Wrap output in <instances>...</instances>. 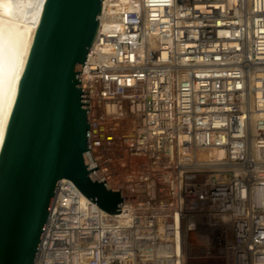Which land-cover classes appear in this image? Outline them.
<instances>
[{
    "label": "built area",
    "instance_id": "built-area-1",
    "mask_svg": "<svg viewBox=\"0 0 264 264\" xmlns=\"http://www.w3.org/2000/svg\"><path fill=\"white\" fill-rule=\"evenodd\" d=\"M98 21L81 91L121 212L68 211L40 248L60 180L34 264H264V0H103Z\"/></svg>",
    "mask_w": 264,
    "mask_h": 264
},
{
    "label": "water",
    "instance_id": "water-1",
    "mask_svg": "<svg viewBox=\"0 0 264 264\" xmlns=\"http://www.w3.org/2000/svg\"><path fill=\"white\" fill-rule=\"evenodd\" d=\"M103 0H0V17L36 30L0 148V264H34L58 183L121 212L90 154L81 71Z\"/></svg>",
    "mask_w": 264,
    "mask_h": 264
},
{
    "label": "bare ground",
    "instance_id": "bare-ground-1",
    "mask_svg": "<svg viewBox=\"0 0 264 264\" xmlns=\"http://www.w3.org/2000/svg\"><path fill=\"white\" fill-rule=\"evenodd\" d=\"M35 30V26L0 17V148ZM100 51L95 42L89 52L92 64L97 63ZM58 193L40 248H51L59 240L60 232L55 226L60 227L62 219L65 220L62 216L68 211L78 214L84 211L99 214L102 211L71 180L62 179ZM61 243L65 244V239Z\"/></svg>",
    "mask_w": 264,
    "mask_h": 264
},
{
    "label": "rangeland",
    "instance_id": "rangeland-1",
    "mask_svg": "<svg viewBox=\"0 0 264 264\" xmlns=\"http://www.w3.org/2000/svg\"><path fill=\"white\" fill-rule=\"evenodd\" d=\"M191 264H220V261L215 260V259H198L192 261Z\"/></svg>",
    "mask_w": 264,
    "mask_h": 264
}]
</instances>
